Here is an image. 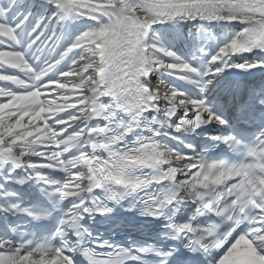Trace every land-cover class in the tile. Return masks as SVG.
Wrapping results in <instances>:
<instances>
[{
  "label": "snow or ice",
  "instance_id": "snow-or-ice-1",
  "mask_svg": "<svg viewBox=\"0 0 264 264\" xmlns=\"http://www.w3.org/2000/svg\"><path fill=\"white\" fill-rule=\"evenodd\" d=\"M0 264H264V0H0Z\"/></svg>",
  "mask_w": 264,
  "mask_h": 264
}]
</instances>
